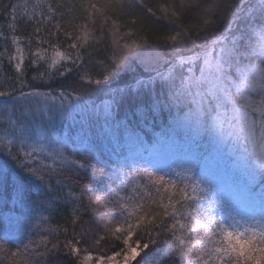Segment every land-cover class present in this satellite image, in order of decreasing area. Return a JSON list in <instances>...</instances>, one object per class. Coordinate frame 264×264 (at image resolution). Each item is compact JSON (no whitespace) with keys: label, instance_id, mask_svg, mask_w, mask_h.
<instances>
[{"label":"trees","instance_id":"obj_1","mask_svg":"<svg viewBox=\"0 0 264 264\" xmlns=\"http://www.w3.org/2000/svg\"><path fill=\"white\" fill-rule=\"evenodd\" d=\"M117 2L0 0V264H80L88 253L93 258L87 256L85 264H130L129 257L135 259L132 264H195L207 246L210 218L227 227L224 240L235 253L251 264H264V253L257 255L246 238L252 225L232 218L234 211L237 217L264 221V158L258 155L264 145L259 132L253 142L236 120L231 128L221 124L237 104L254 118L264 111V90L239 87L240 70L264 69V0H191L194 6L184 9L185 0H127L116 10ZM14 4L21 5L15 14ZM165 9L177 11L193 33L205 17L218 29L235 20L236 39L244 34L241 50L248 46V52L236 62L240 70L233 66L226 74L225 100L210 94L206 82L189 83L200 80L205 67L203 59H196L199 48L180 52L176 60L171 41L146 40L113 55V23L121 43L132 31L151 41L176 34L180 25L167 19ZM84 28L92 33L93 46L76 59L69 45ZM139 36L127 42L139 43ZM54 49L71 51L73 62L50 67ZM38 51L43 59H37ZM18 55L20 69L13 59ZM181 76L187 89L182 100ZM197 108L198 120L190 115ZM37 139L46 142V156L20 146ZM37 161L40 172L34 169ZM146 172L165 176L175 186L157 183ZM185 184L187 201L179 193ZM193 184L200 188L194 194ZM101 194L151 205L146 211L153 214L171 198L182 213L175 217V235L186 242L184 256L174 255L171 234L154 233L150 240L144 229L133 236L134 229L118 236L133 220L121 217L120 224H110L112 215L92 212ZM230 204L234 209L223 207ZM175 221L164 217L167 224ZM140 240L151 244L135 258ZM69 243L74 245L70 254ZM123 249L128 250L118 257Z\"/></svg>","mask_w":264,"mask_h":264},{"label":"snow or ice","instance_id":"obj_2","mask_svg":"<svg viewBox=\"0 0 264 264\" xmlns=\"http://www.w3.org/2000/svg\"><path fill=\"white\" fill-rule=\"evenodd\" d=\"M143 2V0H141ZM127 3V0H118V2L114 5L116 10H121L124 5ZM191 0H185L182 4L181 8H190L193 7ZM262 6V11H264V5ZM21 7V5H12V12L15 14L17 8ZM43 7V5H41ZM50 7V6H49ZM57 7H62V5H57ZM89 8L93 9L95 13L96 9L93 5H88ZM109 9L113 7V5L108 6ZM243 7V4L240 5ZM167 13V19L171 22L180 25V30L174 34L169 35L166 34L162 37L157 38L156 41H151L149 37L145 38L144 36H139L137 31H132L131 34L124 33L123 40L124 42L121 43L120 32L116 30V25L113 23L111 31L113 32L112 44L115 45V48L112 49V53L114 56L121 54L124 50L131 49L134 46H138L140 43H144L148 40L151 43H166L168 44L171 41L173 47H171L177 56L180 52L185 50H191L196 52V49L199 48L200 52L196 53V59L204 60L205 67L202 69L200 80H196L195 78H190L189 83H196L199 85L201 81L206 82L208 85V92L212 95H216L218 99L225 100L228 95L227 88L222 87V83L226 79V74L228 71L231 70L233 66H235L238 70H240V65L236 63L239 58H242L245 53L248 52V46L242 51L241 50V40L246 39L244 34H241V40H237V30L233 28L231 25L235 23V20H232L228 25H225L223 29H218L215 25V22L211 21V18L205 17L203 18L202 24L195 25V33L192 31V25L185 26L181 20V16L177 14V11H168L165 9ZM50 14H52L50 12ZM43 15V13H42ZM34 18V16H33ZM138 22L133 23V28ZM72 27L73 25H68ZM127 26V25H125ZM143 31V28H141ZM65 36H68L70 33L65 32ZM131 36H139V43L133 40L132 43L127 42ZM17 37H13L14 41H17ZM93 36L92 33L87 29H83L82 35H73V40L75 41L74 44L69 45L70 50H75V58L79 59V55L83 52L86 48L93 46ZM212 42V47L209 48V42ZM200 42V43H198ZM188 45H191V49H188ZM179 46V47H176ZM111 47V45H109ZM21 50L17 47V52L19 53ZM37 59H43V54L38 51L36 53ZM0 59H2V54H0ZM17 62L15 64L16 69L21 68L20 60L22 59L21 56L13 57ZM74 58L71 51H64L61 52L59 50L54 49L53 56L51 57L50 67H56L57 65L61 64V61H69L70 63L73 62ZM175 60V63H176ZM32 63H36V60L31 61ZM116 62H119L117 59ZM240 84L239 87L241 90H245L246 88H253L259 87L260 89L264 90V69H255L251 68L249 70H240ZM19 83L23 84V80L18 81ZM185 81L183 77H180V86L178 88V97L180 100L186 98L187 96V89L185 88ZM231 85H229L230 87ZM4 92L0 91V95H3ZM193 118L199 119L200 110L197 108L194 110L192 114H190ZM232 120H236L239 122L238 126H241L243 131L247 133V138L256 142L257 140V132H259V141L262 145H264V111H261L258 118H254V114L248 111L241 110L240 106L237 104L235 108L232 110L231 118L228 117L227 114H224L223 121L221 124L227 123L228 127H232ZM222 130V129H221ZM260 157L264 158V146L260 148L259 154ZM26 157L31 158V153H25ZM37 167L34 169L37 172L41 171V167L39 165V161L36 162ZM150 179H154L155 182H163L164 186L173 185L175 186V181L166 180L165 176L162 178L160 175H156L151 172L144 173ZM141 175L137 173V176ZM189 185L185 184L184 187L179 189L180 196L183 200L187 201L191 197L187 193ZM193 194L200 191L198 185H191ZM112 195V194H111ZM111 195H99L95 196V201L97 207H93L91 209L94 213H101L103 212L105 215H112V220L109 223L120 224L121 217H130L133 220L132 226L129 227L126 223L123 225L125 231L118 233V236L124 237L127 235V232L133 231V236L139 235L137 229H144L149 237L152 240L153 234L155 233V237L161 234H171L169 239V243L174 249V255L183 257L184 256V248L186 247V242L184 239L175 235L177 224L179 221H175V217L177 215H181L182 213L175 205L172 203L170 198L169 203L166 205H161L162 211L153 214L152 212L146 211V208L151 207V205L147 204H136V203H129L126 201L125 197L113 196L111 200L108 199V196ZM82 199V195H81ZM93 197L89 196V203H91ZM101 201H106V203H101ZM125 201V202H121ZM155 203V201H153ZM111 205V206H109ZM171 209V213L169 212ZM144 217L143 220L140 218ZM164 217H170L175 222L172 224H167L164 222ZM157 221H160L158 224ZM213 225L215 228L213 230ZM181 228L185 227L183 224L180 225ZM228 231L227 227H221L211 218L208 221L207 229L205 231L204 243L207 244L206 247H202L200 252L199 258L196 259L195 264H251V261L246 260L245 258L239 256L235 253L230 245L225 242L224 234ZM232 231L239 232V229H232ZM249 235L246 237L247 239L252 241L253 247L257 255L264 253V230L261 229H248ZM156 240V239H155ZM155 240L153 242H155ZM135 243V241H133ZM152 242V243H153ZM149 244L151 243H143L140 240V248L137 249V254L135 258L140 255L144 249H146ZM145 245H147L145 247ZM73 244L69 243L66 245L69 249V254L72 253ZM133 246V243L129 242V247ZM53 249H58L56 244H53ZM76 252L79 250L76 248ZM128 249H123L119 252V256H124V251ZM17 255L20 254V250L17 249ZM91 255L88 253L80 259V264H85L86 257ZM92 257V255H91ZM117 257V259H118ZM206 257V259H205ZM93 258V257H92ZM97 257H95L96 259ZM107 259V257L105 258ZM130 259V264L135 259Z\"/></svg>","mask_w":264,"mask_h":264},{"label":"rangeland","instance_id":"obj_3","mask_svg":"<svg viewBox=\"0 0 264 264\" xmlns=\"http://www.w3.org/2000/svg\"><path fill=\"white\" fill-rule=\"evenodd\" d=\"M20 146L26 147L28 150L32 149V152H34L36 154H42L44 156H46L45 154H48V152L45 150L46 142L43 139H41V140L37 139V140L33 141L32 144L26 143V142H21ZM223 199L224 198L221 197L220 201ZM223 207L224 208L228 207V209H231V210L234 209V206L232 204H230L229 206H223ZM232 218H233V220H235L238 223L243 224L245 226H248V224L250 223V226L252 225L251 229L264 230V221L261 220V218L259 216H256L254 219H253L252 215H251V217H245V216L237 217V214L234 211H232Z\"/></svg>","mask_w":264,"mask_h":264}]
</instances>
